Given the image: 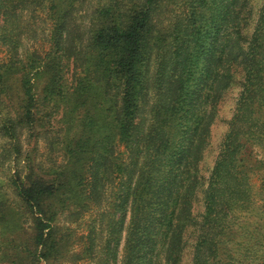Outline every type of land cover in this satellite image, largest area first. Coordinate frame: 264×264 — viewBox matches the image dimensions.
I'll list each match as a JSON object with an SVG mask.
<instances>
[{
	"label": "trees",
	"instance_id": "obj_1",
	"mask_svg": "<svg viewBox=\"0 0 264 264\" xmlns=\"http://www.w3.org/2000/svg\"><path fill=\"white\" fill-rule=\"evenodd\" d=\"M247 1L0 0L9 51L0 59V132L9 138L12 203L32 224L21 249L30 264L61 255L57 220L67 202L95 213V264H117L123 239L121 264H178L215 107L238 68L242 91L209 177L192 264H264V3L247 35ZM40 20L51 21L42 29L49 45L22 58V39L35 38ZM77 53L85 62L94 54L93 71L70 81ZM62 104L70 107L65 159L47 166L39 138ZM4 207L0 200V220Z\"/></svg>",
	"mask_w": 264,
	"mask_h": 264
},
{
	"label": "rangeland",
	"instance_id": "obj_2",
	"mask_svg": "<svg viewBox=\"0 0 264 264\" xmlns=\"http://www.w3.org/2000/svg\"><path fill=\"white\" fill-rule=\"evenodd\" d=\"M247 2L248 13L246 18L245 33L250 35L254 30L259 16V11L264 3V0H248ZM84 9L78 11L77 16L83 22V25L85 26L83 28L87 29L90 17ZM41 14L43 15V12ZM42 21L44 20H40L38 22L40 30L37 29V34L33 33L35 38H31V36H26L25 34L22 39V44L19 48L22 58L30 56V54L33 53V50H39L42 46L48 47L49 42L45 40V33H43L42 29L49 31V23L51 21ZM83 55L84 54L82 53L74 55L78 57H75V59H81L78 62L73 60L74 56L68 60L69 65L67 67V77L70 81H73L75 75H88L86 74L87 72H84V69L87 66H89L90 70L93 71L92 61H94V54L92 56L87 54L86 58L88 56V61L86 62L84 61ZM0 59L3 61H7L9 59L7 45L3 43L1 38ZM243 74L244 73L240 68L235 71L232 84L223 91L220 100L216 104L215 117L210 126L208 141L202 150V156L198 163V175L201 183L196 192V199L192 205L194 224L186 232L187 242L181 253L178 264H192L193 262L194 245L198 234V222L205 211V191L207 189L212 169L215 165L217 157L219 156L224 138L228 131L229 122L235 112L237 101L242 91ZM61 106L64 108L54 112V115L49 122L50 124L47 129L50 133L44 134L43 137L39 138V153L37 156L38 159L43 161L47 166L56 167L57 165L63 163V159H65V146L67 144L65 136L67 128L64 124L67 119L65 116V110L68 112L70 107L65 108L66 105L63 104ZM92 113L94 115L96 111L93 110ZM101 115L96 114L95 117H99ZM74 116L77 120L80 119L77 117L78 114ZM21 138H23V142L26 143L25 147H28L27 143L29 142V139L26 140V135L22 134ZM8 143L9 138L0 132V200H2V203L6 206H9V208L4 207L7 211L4 218L0 220V264H30L26 258L25 252L21 249L23 248V242L29 241L32 235V224L30 218L26 214H21L17 210L16 204L14 202L12 203L13 197L7 185L8 176L13 171L12 156L8 157V154L5 152ZM116 150L119 156L127 158V153L125 152V147L123 145H118ZM89 166L90 161L85 162V176L88 175L87 171ZM254 181L257 186H259L257 178H255ZM85 202L91 203L87 197L84 199V203ZM88 208L83 205L81 207H77L76 209L75 205L67 202L66 207L63 210H60L57 221L66 239L64 242V248L61 251L59 258L57 260H51L49 264H95V260L91 257V253L88 249L89 225L95 217V213L88 211ZM257 218L262 217L258 216ZM128 220L129 217H127L126 225ZM251 220L254 221L255 219ZM96 223L99 224L98 221H96ZM260 223L264 226V221H260ZM262 231H264V228ZM123 240L117 264H121L123 256ZM254 264H257V261H255Z\"/></svg>",
	"mask_w": 264,
	"mask_h": 264
}]
</instances>
